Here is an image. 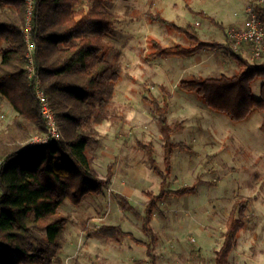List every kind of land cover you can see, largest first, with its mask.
Here are the masks:
<instances>
[{"label":"rangeland","instance_id":"rangeland-1","mask_svg":"<svg viewBox=\"0 0 264 264\" xmlns=\"http://www.w3.org/2000/svg\"><path fill=\"white\" fill-rule=\"evenodd\" d=\"M20 1L23 15H18V24L25 48L24 55L29 43L26 41L29 40L35 46L34 58L28 66L25 57L24 74L35 94V82L29 78L33 75L31 70L34 61L39 87L49 101L35 56L33 32L36 0ZM256 1L105 0L106 8L117 16L113 28L103 37L110 46L105 57L121 68V74L107 107L108 118L94 126L98 144L88 145L86 152L97 178L107 181L100 195H85L78 204L65 200L58 207L64 218L61 226L63 242L59 249L42 242L47 254L41 264H151L145 246L135 244L128 237L115 243L96 233L95 229L103 225H118L135 239L150 243L149 237L141 231V221L131 212L121 209L114 194L124 195L133 207L143 213L147 202L143 192L149 190L158 193L160 179L148 166L137 142H151L157 165L163 167L162 139L150 102V99H156L162 104L166 94L163 96L161 85L168 93V121L183 122V129L175 133L172 139L190 147L184 152L174 150L172 172L166 189L174 190L189 185L196 176L205 183L198 185L194 194L180 197L167 195L157 201L158 209L153 211L151 218L152 229L158 238L152 251L155 264H215V251L222 243L230 207L240 196L251 199L247 207L251 219L237 233L235 245L228 255L229 262L264 264L262 113L254 112L245 120L233 122L224 114L211 110L195 94L187 93L177 86L182 78L190 77L183 75L182 70L188 63L184 59H142L144 52L149 50L151 38L163 46H172L180 41L184 45L190 44L167 24L151 21L147 12L158 13L178 26L192 24L196 28L199 23L207 20L216 35L204 40L218 43L220 30L224 32L225 27L219 28L198 12L207 13L217 23L228 24L226 31L240 30L246 22L247 7ZM6 7H9L12 14L17 13L12 5L3 8ZM83 8L86 9V5ZM261 8L259 11L264 14ZM51 20L54 18L51 17ZM228 31L227 41L221 44L222 47L198 53L200 63L211 66L204 73L205 76H232L240 70L238 63L229 56ZM1 43L0 39L2 46ZM235 51L249 65L264 63V51L254 56L248 43L239 44ZM248 51L249 55H246ZM229 58L233 64H237V70H234ZM212 65L215 68L212 69ZM28 74L31 75L28 77ZM255 80L251 83V89ZM53 112L56 119V113ZM10 119V113H6L0 121V131L12 122L13 119ZM57 125L61 133L58 140H64V133ZM41 133L43 131L31 127L16 144L23 146L29 138ZM28 234L35 240H41L44 231L32 228ZM58 258L59 261H56Z\"/></svg>","mask_w":264,"mask_h":264},{"label":"trees","instance_id":"trees-1","mask_svg":"<svg viewBox=\"0 0 264 264\" xmlns=\"http://www.w3.org/2000/svg\"><path fill=\"white\" fill-rule=\"evenodd\" d=\"M1 1L0 39L9 41V45L0 62V95L17 115L0 131V264H41L47 254L42 242L56 249L63 242L61 226L64 218L58 207L65 200L78 204L85 195H100L106 185L107 179L95 175L86 148L98 144L94 126L108 118L107 107L121 74V68L105 57L110 46L103 40L113 28L117 16L106 8L105 0H36L33 33L38 72L65 139L23 147L16 144L17 140L24 138L31 127L44 131L45 123L23 70L25 48L18 24V15H23L21 1ZM5 5H12L17 13L14 15L4 9ZM198 14L219 28L223 27L207 13L201 11ZM146 15L153 22L167 24L190 42L186 46L180 43L163 46L151 38L149 50L142 56L146 61L185 58L199 50H215L221 46L217 42L201 41L191 25H175L158 13L147 12ZM229 56L241 67L234 75L190 77L181 79L177 86L195 94L211 110L238 122L254 112H264V63L249 65L232 49H229ZM257 78L262 82L260 96L255 98L251 83ZM160 89L163 96L168 94L164 86L161 85ZM166 95L162 104L150 99L162 139L163 167L157 165L151 142H137L148 166L160 179L158 193L143 192L147 198L143 213L124 195L114 194L121 209L141 221V231L149 237L150 243L135 239L118 225L95 229L96 233L115 243L128 237L135 244L145 246L151 264H155L152 251L158 240L151 226L153 211L158 209L157 201L167 195L194 194L198 185L205 183L196 176L189 185L166 189L174 150L184 152L190 149L188 144L172 139L183 129V122L168 121ZM260 128L264 130V117ZM250 202V197L243 196L233 201L225 221L222 243L215 251V264H230L228 255L235 245L236 235L251 219L247 213ZM32 228L44 231L41 240L28 234Z\"/></svg>","mask_w":264,"mask_h":264},{"label":"built area","instance_id":"built-area-1","mask_svg":"<svg viewBox=\"0 0 264 264\" xmlns=\"http://www.w3.org/2000/svg\"><path fill=\"white\" fill-rule=\"evenodd\" d=\"M264 0H257L255 4L247 7V17L245 25L240 30L230 29L228 37L230 40V49L235 50L239 44L248 43L252 49L254 56H259L264 51V14L259 11L263 8ZM27 43V66L34 58L35 46L29 40ZM33 75L28 74V77L35 82V97L39 104L40 114L45 123V130L41 134L32 136L26 141L29 147L39 146L47 143L49 140H58L61 133L59 131L54 112L49 104V101L43 90L39 87V76L35 74V65L33 61ZM4 110L0 104V120L4 118Z\"/></svg>","mask_w":264,"mask_h":264},{"label":"crops","instance_id":"crops-1","mask_svg":"<svg viewBox=\"0 0 264 264\" xmlns=\"http://www.w3.org/2000/svg\"><path fill=\"white\" fill-rule=\"evenodd\" d=\"M10 8H12V7H10ZM6 9H9V7H6ZM12 10H14V9H12ZM219 23H221V22H219ZM190 25H192V24H190ZM222 25H223V27H225L224 28L225 30H224V32L220 30L221 35L220 36L218 34L217 35H218V43H220V44L223 45L227 41V31L228 30L226 31V27H227L228 24L223 23ZM195 30L197 31V34H198L199 39L201 41H206L204 39H207V38L209 39V38H212L213 35H216V33L213 31V28L212 29L210 28L209 21H207V20L202 21L201 24L199 23V26L196 27ZM1 41H2V43H1L2 46L0 45L1 46L0 47V62L2 61L3 51L9 45V41H7V40H1ZM47 42L49 43V41H47ZM180 44L184 45L183 42L180 43ZM222 45L220 47H222ZM203 50H212V49L205 48V49L199 50L196 53H194V54H192V55H190L188 57H185V58H182V57H176V58L169 57V58H172V59H180V60H183L184 59V61L188 62L185 65V68L182 70L183 75H190V77H198V76H201V77H213V76H205V74H204V73H207L208 72V70L211 68V66H207L206 64H201L200 61H199L200 60V55L198 53H200ZM246 52H247V50H246ZM246 55H249V51H248V53ZM161 59H164V58H161ZM228 61H230V63L233 62L230 58L228 59ZM233 67H234V70H237V68H238L237 67V64H233ZM213 68H215L214 65H212V69ZM182 79H184V78H182ZM261 82H262V79L261 78H257L255 80V82L252 84V93H253V96L255 98H258L260 96V91L259 90H260V84H261ZM0 104H1V106L3 108V110L5 111V114L6 113L7 114L10 113V115H11L10 121H11L17 115V112L14 111V109L11 107V105L1 95H0ZM261 113H262V115L264 117V112H261Z\"/></svg>","mask_w":264,"mask_h":264},{"label":"water","instance_id":"water-1","mask_svg":"<svg viewBox=\"0 0 264 264\" xmlns=\"http://www.w3.org/2000/svg\"><path fill=\"white\" fill-rule=\"evenodd\" d=\"M23 147H29V146L25 144V145H23Z\"/></svg>","mask_w":264,"mask_h":264}]
</instances>
